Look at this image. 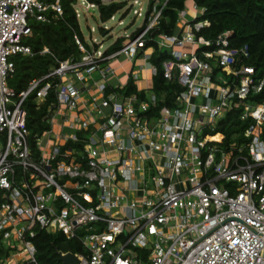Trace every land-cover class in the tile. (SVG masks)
<instances>
[{
  "label": "built area",
  "instance_id": "obj_1",
  "mask_svg": "<svg viewBox=\"0 0 264 264\" xmlns=\"http://www.w3.org/2000/svg\"><path fill=\"white\" fill-rule=\"evenodd\" d=\"M80 1L96 13V3ZM159 1L146 0L143 10L133 0L144 27L127 34L119 50L88 51L76 35L81 61H60L16 92L8 85L11 56L31 54L22 42L31 21H49V8L55 16L63 8L60 0H0V244H23L8 262L44 264L32 240L40 227L77 240L80 264H264V100L251 98L264 90V74L244 63L248 46H231L232 31L214 40L199 35L210 22L195 2L180 12L177 33L148 37L167 2ZM153 40L170 55L163 74L181 86L176 104L156 111L153 92L146 99L106 94L115 72L109 62L120 54L156 74L153 47L137 58ZM139 74L129 76L137 82ZM50 89L58 102L34 156L24 103ZM238 105L241 119L250 120L249 140L224 147L225 135L212 131Z\"/></svg>",
  "mask_w": 264,
  "mask_h": 264
},
{
  "label": "trees",
  "instance_id": "obj_2",
  "mask_svg": "<svg viewBox=\"0 0 264 264\" xmlns=\"http://www.w3.org/2000/svg\"><path fill=\"white\" fill-rule=\"evenodd\" d=\"M53 2L55 0H43ZM79 0H60L63 8L61 16H55V11L49 8L45 15L49 21H31L32 32L24 36L22 42L31 48V54L17 53L11 56L15 64L14 72L8 77V85L16 92L27 89L29 82L33 78H38L51 72L59 65L60 61H81L85 53L76 42L77 35L88 51L93 48L98 49L99 44L90 45L87 43L81 28L75 5ZM97 4L99 19L102 22L110 20L118 11L125 8L126 3L122 0H91ZM165 0L162 2L164 3ZM199 8H204L205 12L200 19H207L210 25L204 27L199 35L206 39L214 40L219 34L232 31L230 37L231 46L241 48L248 46L249 57L244 59V63L256 68L257 76L264 74V0H192ZM189 0H167L163 7L158 25L148 33V37L158 38L160 35H173L178 32L179 14L187 7ZM128 10L122 16L128 14ZM144 25L134 32L136 35L142 30ZM100 31L105 34L108 29L100 26ZM127 37H118L108 48L105 54H111L119 50L125 43ZM93 46V47H92ZM47 47L48 52L41 53ZM153 47L150 62L157 67V72L152 77L149 90L139 89L137 82L132 75L123 86L107 84L106 94L115 93L116 96L124 98L136 94L141 99H146L149 92L155 93L157 103L154 107L159 111L164 106L176 104V95L181 90V86L175 79H167L163 74V62L170 58L156 41H147L143 49L138 53L137 58L143 55V50ZM106 63V62H105ZM104 63V64H105ZM218 70V69H217ZM216 70V72H217ZM219 71V70H218ZM251 98L258 101L264 100V90L255 94ZM58 99L55 89H50L44 99L36 97L33 92L24 103L27 111L26 124L29 130V143L34 156L38 155L36 138L45 130L51 128L49 121L50 110L57 104ZM242 106L238 105L226 112L219 118L213 133L221 132L225 135L222 145L230 147L232 145H244L249 139L245 135V129L249 126L250 120H242L240 117ZM88 134L89 131H82L80 134ZM82 145L81 143L77 144ZM245 153L246 151H242ZM36 236L32 238L36 246V259L44 264H62L57 250L64 252L71 251L77 253L81 250L77 240H67L59 231H51L46 228L36 227ZM13 246L5 247L0 244V259L7 258L15 252Z\"/></svg>",
  "mask_w": 264,
  "mask_h": 264
},
{
  "label": "rangeland",
  "instance_id": "obj_3",
  "mask_svg": "<svg viewBox=\"0 0 264 264\" xmlns=\"http://www.w3.org/2000/svg\"><path fill=\"white\" fill-rule=\"evenodd\" d=\"M126 3V6L124 9L118 11L113 19L108 20L107 22H102L99 19V12L96 10V13H92L88 11V7L86 5V2L82 3L80 0L75 5V8L79 12V23L81 31L87 41L90 45L94 44V39H96L95 42L99 43L100 49L103 51L106 48H108L118 37L120 36H126L127 34H130L132 31H134L139 26H142L145 23L143 16H137L133 13V9L139 8L141 5L143 7V10L146 6V0H140V5H134L132 6L133 0H122ZM163 0H160V4L163 3ZM188 7H192L191 3L187 4ZM130 8L128 14L122 17L123 24L119 23L120 17L123 15L125 10H128ZM100 26L104 27L107 26L109 29L105 34H102L100 31ZM141 61V60H140ZM123 64V68H119L116 74H112L108 77V82L117 84L118 82H123L127 72L131 70L132 64L128 62V58L120 54L118 57L113 58L109 65L114 68L118 67L120 64ZM136 66L134 67L135 71L142 72V70L138 67V61H136ZM140 78H142L143 74H139ZM218 77H222L223 73L222 71L217 72ZM94 77L99 78L100 75L98 72H94ZM140 78L138 81V85L140 83ZM148 85L151 84V81H148ZM149 90V89H147ZM200 102V98L198 99ZM71 129H65L64 133H71ZM4 145V142L2 143ZM4 246L7 248L9 246V242L5 241L3 242ZM15 249L18 251H21L23 249V244L20 242H15L14 244ZM22 263H27L28 256L23 254ZM0 264H15L14 261L8 262L7 259L1 258Z\"/></svg>",
  "mask_w": 264,
  "mask_h": 264
},
{
  "label": "crops",
  "instance_id": "obj_4",
  "mask_svg": "<svg viewBox=\"0 0 264 264\" xmlns=\"http://www.w3.org/2000/svg\"><path fill=\"white\" fill-rule=\"evenodd\" d=\"M188 3H191V5H192L193 4V1L192 0H189ZM150 50L151 49H149L148 51H150ZM140 60L141 59H138L137 60L138 61V64L139 63L144 64L143 60H141V61ZM128 62H130L132 64L131 70L134 69V67L136 66V64H135L136 62L132 61L130 58H128ZM119 68H123V64L122 63L118 67H114V71H115L114 74H116V72L118 71ZM131 70H129V72H127V75H126V77H125V79H124L123 82H118L117 84H114V83H110V84H112V85H124V84H126V82L128 80L129 73H130ZM140 73L143 74V76H142V78H140L139 85H138V81L139 80L137 81V85H138L139 89H145V90H147L148 87H150V85H151V84L148 85L147 83H148V81H151L152 82V77L153 76H151V72L147 68L144 69V70H142V72H140Z\"/></svg>",
  "mask_w": 264,
  "mask_h": 264
},
{
  "label": "water",
  "instance_id": "obj_5",
  "mask_svg": "<svg viewBox=\"0 0 264 264\" xmlns=\"http://www.w3.org/2000/svg\"><path fill=\"white\" fill-rule=\"evenodd\" d=\"M164 52L167 53V51H164ZM261 252L264 255V248L262 249ZM57 254L62 264H80L81 263V257L77 253H74L71 251L64 252L62 250H57Z\"/></svg>",
  "mask_w": 264,
  "mask_h": 264
},
{
  "label": "bare ground",
  "instance_id": "obj_6",
  "mask_svg": "<svg viewBox=\"0 0 264 264\" xmlns=\"http://www.w3.org/2000/svg\"><path fill=\"white\" fill-rule=\"evenodd\" d=\"M218 137H220V136H218Z\"/></svg>",
  "mask_w": 264,
  "mask_h": 264
},
{
  "label": "clouds",
  "instance_id": "obj_7",
  "mask_svg": "<svg viewBox=\"0 0 264 264\" xmlns=\"http://www.w3.org/2000/svg\"><path fill=\"white\" fill-rule=\"evenodd\" d=\"M6 259V258H5Z\"/></svg>",
  "mask_w": 264,
  "mask_h": 264
}]
</instances>
